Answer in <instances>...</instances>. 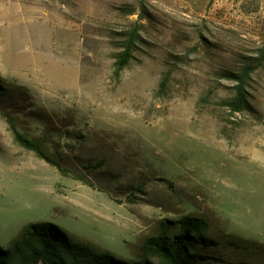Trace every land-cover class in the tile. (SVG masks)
Segmentation results:
<instances>
[{
	"label": "rangeland",
	"instance_id": "374dc122",
	"mask_svg": "<svg viewBox=\"0 0 264 264\" xmlns=\"http://www.w3.org/2000/svg\"><path fill=\"white\" fill-rule=\"evenodd\" d=\"M256 62L233 113V76ZM0 78L27 90L0 104L16 130L70 171L18 146L0 113V246L49 222L131 260L187 215L264 245V0H0Z\"/></svg>",
	"mask_w": 264,
	"mask_h": 264
},
{
	"label": "trees",
	"instance_id": "16d2710c",
	"mask_svg": "<svg viewBox=\"0 0 264 264\" xmlns=\"http://www.w3.org/2000/svg\"><path fill=\"white\" fill-rule=\"evenodd\" d=\"M134 43L135 32L131 31L123 43V50L116 55L115 74H119L129 63ZM261 58L262 56L259 59ZM258 65L259 62L247 65L240 74L233 76L237 84L234 97L228 101L229 109L233 113H240L245 109L243 86ZM7 93L18 96L14 102L21 105L24 102L21 95L26 94L27 90L10 85L0 78V104ZM0 113L18 146L33 152L38 159L55 167L61 175L70 174L59 160L62 153L51 152L45 138L28 137L19 133L12 117L1 108ZM72 175L77 178L75 174ZM209 230L210 224L207 220L192 215L178 220H163L157 233L143 240L139 256L125 260L77 240L52 223H29L8 247L0 246V264H220L226 262L223 252L242 253L250 257L264 253L262 244L231 236L219 241L209 235ZM235 264L260 263L246 259Z\"/></svg>",
	"mask_w": 264,
	"mask_h": 264
}]
</instances>
